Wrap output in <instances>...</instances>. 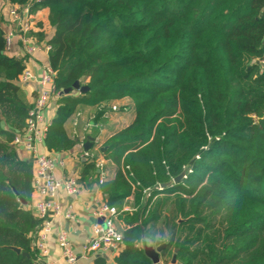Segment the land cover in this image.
<instances>
[{"label": "trees", "instance_id": "trees-1", "mask_svg": "<svg viewBox=\"0 0 264 264\" xmlns=\"http://www.w3.org/2000/svg\"><path fill=\"white\" fill-rule=\"evenodd\" d=\"M43 7L55 91L87 86L58 97L45 147L80 143L64 125L83 108L95 137L115 101L133 104L130 124L98 150L116 167L98 181L108 205L132 196L134 208L115 264H153L140 246L149 228L173 264H264V0H45L32 11ZM4 20L0 10V264H35L32 168L12 144L31 105L17 84L22 60L4 52Z\"/></svg>", "mask_w": 264, "mask_h": 264}, {"label": "built area", "instance_id": "built-area-1", "mask_svg": "<svg viewBox=\"0 0 264 264\" xmlns=\"http://www.w3.org/2000/svg\"><path fill=\"white\" fill-rule=\"evenodd\" d=\"M44 1L27 0L22 5L11 3L9 0H0V10L5 19L1 24L4 52L9 56L22 60L23 70L18 77L20 83L25 84L32 80L38 83L35 100L27 112L24 130L21 134L16 135L12 141V144L21 147L28 155L29 160L32 161L31 187L32 192L39 197L31 205L34 217L38 220L36 230L30 234L36 259L47 254L45 241L52 229L51 220L53 218L67 220L73 218L71 205L68 204L66 208L62 207L58 200L59 193L64 191L67 195L73 196L78 192L77 179L73 176L56 177L54 174L55 159L50 155L39 152L51 123L44 117L45 110H48L51 102L60 96L54 88L55 72L49 62L38 64L40 70L38 76L28 66L29 61L34 59L36 53L43 51L48 55L52 50L51 44L45 40H38L31 34L35 24L36 12L32 11V7ZM17 43L20 45V49L14 50L13 46H17ZM111 109L112 111H119V108L114 105ZM78 115L79 113H76V116ZM79 140L80 146H83L86 137L84 136ZM99 140V137L95 136L93 149L83 150L82 156L85 159L98 155ZM185 172L184 170L182 177H185ZM102 180L101 177L99 182ZM155 189L160 190L162 188L158 185ZM146 191L148 195L149 189H146ZM132 210L134 208H117L107 203H101L95 212L101 221L91 225L89 233L82 244V257L108 249L120 250L122 233L117 229L115 221L121 213ZM56 241L62 251L64 264H79V257L70 245L67 232L64 230L59 231L56 235Z\"/></svg>", "mask_w": 264, "mask_h": 264}, {"label": "crops", "instance_id": "crops-1", "mask_svg": "<svg viewBox=\"0 0 264 264\" xmlns=\"http://www.w3.org/2000/svg\"><path fill=\"white\" fill-rule=\"evenodd\" d=\"M53 29L51 28L48 21V8L43 7L35 12V24L31 31V34L38 40H44L45 38L52 35ZM19 46V47H18ZM14 50H19L20 45L17 43V46H13ZM49 54L47 55L43 51L36 53L34 59L29 61L28 66L32 69L33 73L38 76L39 73V63L48 62ZM38 80V79H37ZM17 84L20 87L21 98L28 105H33L37 94L38 83L35 80H32L28 83H20L19 80ZM113 105L119 106V111L109 112L103 123L100 124L98 130H96V135L99 139L104 142L108 137H110L114 132L126 127L134 118L129 115V107H133V104L128 99H122L115 101ZM57 108V99L51 102V106L48 110H45L44 117L45 119L51 121L55 115ZM93 108H83L79 112V115L76 116V113L72 115L65 122V129L69 136H77L79 139L84 130V125L90 126V118L92 117ZM76 122V125L74 124ZM89 129V128H88ZM87 129V130H88ZM86 133V131H85ZM92 135V133H91ZM15 152L18 158L30 161L28 155L21 147H15ZM83 146L80 144H75L72 148L67 149L61 152H51L43 144L39 152L44 155H50L55 160L54 174L56 177H70L73 176L77 179L78 183V192L69 196L64 191H61L58 196V200L62 207H67L68 204L71 205L73 218L71 219H59L53 218L52 229L46 238V249L47 254L42 255L38 259H35V264H64V258L62 251L59 248L56 235L59 231L64 230L68 234L70 245L79 257V264H94V260L97 257H101L105 260L106 264H115V256L119 250L108 249L103 252H97L94 254H88L82 257V244L85 241L90 227L95 222H100L101 219L95 214L98 206L101 203H107V197L101 191L98 181L102 177L103 179H110L114 176L116 167L115 165L103 155L98 154L96 158L97 166V175L89 177L87 181H83L82 171L85 167V163L88 162L83 156ZM31 168H32V161ZM39 197L36 193L31 192L30 202L27 205V208L31 209V205L35 200H38ZM132 196L126 197L125 200L120 205H113L117 208L122 207H132ZM108 204V203H107ZM133 211V210H132ZM131 212V211H127ZM125 213L118 215L115 221L117 229L122 233V231L128 227V224L125 220ZM161 244V243H160ZM139 245V244H138ZM159 244H157L158 246ZM122 247V246H121ZM144 248V247H143ZM121 249V248H120ZM160 264H171L170 261L167 263L164 260V257L159 255Z\"/></svg>", "mask_w": 264, "mask_h": 264}, {"label": "water", "instance_id": "water-1", "mask_svg": "<svg viewBox=\"0 0 264 264\" xmlns=\"http://www.w3.org/2000/svg\"><path fill=\"white\" fill-rule=\"evenodd\" d=\"M73 90H75V91L77 90L80 93H84V92L87 91V86L81 85L78 81H76L70 87L65 88L62 91H60L59 95H66V94L70 93ZM92 125H93V123L90 122L89 129L86 131V133H87L86 141L83 144L84 150L90 149L91 146L93 145L94 137L91 135V127H92ZM104 149H105V147H102L100 150L103 151ZM183 174H184V171H182L177 177L167 181L166 183L160 184L161 188L170 186L173 183H177L181 179ZM165 246H166V243H161V244H159L156 247L145 246L144 247V253L146 254L147 257L150 258V260L152 261L153 264H160V262H159V254L165 248ZM9 248L14 250L16 253H20V249L19 248H16V247H13V246H9ZM23 255L27 256L26 253H23ZM174 262H175V253L172 254L171 260H170L171 264H173Z\"/></svg>", "mask_w": 264, "mask_h": 264}, {"label": "rangeland", "instance_id": "rangeland-1", "mask_svg": "<svg viewBox=\"0 0 264 264\" xmlns=\"http://www.w3.org/2000/svg\"><path fill=\"white\" fill-rule=\"evenodd\" d=\"M115 107H119V106H117V105H114ZM133 114H134V108L131 106V107H129V115H130V117L132 118V116H133ZM102 123H103V121H102ZM76 125V124H75ZM85 127H84V130H82L83 132H82V134H81V137L80 138H83L84 136L86 137V135H87V133H85L84 134V132L85 131H87V129L89 128L87 125H84ZM98 143H99V147H100V145H102V141L101 140H99L98 141ZM155 228V227H154ZM163 231H165L164 230V228H161ZM149 231H148V238L145 240V241H143V242H141L140 243V246H142V247H145V246H149L148 244H147V241L149 240V239H151V240H153L154 242L155 241H158V239L159 240H163V239H166V237L165 236H161V235H158V234H155V232H154V229L153 228H149L148 229ZM157 233V232H156ZM157 246V244H155V246H150V247H156ZM171 258V257H170ZM165 261L167 262V263H169V257L166 259L165 258Z\"/></svg>", "mask_w": 264, "mask_h": 264}, {"label": "clouds", "instance_id": "clouds-1", "mask_svg": "<svg viewBox=\"0 0 264 264\" xmlns=\"http://www.w3.org/2000/svg\"><path fill=\"white\" fill-rule=\"evenodd\" d=\"M162 242V240L161 241H153V240H151V239H149L148 241H147V244L149 245V246H155V244H159V243H161Z\"/></svg>", "mask_w": 264, "mask_h": 264}]
</instances>
